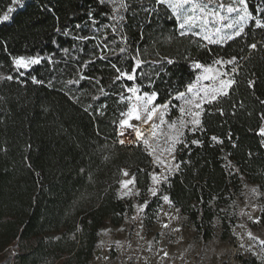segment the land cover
Here are the masks:
<instances>
[{
  "label": "trees",
  "instance_id": "1",
  "mask_svg": "<svg viewBox=\"0 0 264 264\" xmlns=\"http://www.w3.org/2000/svg\"><path fill=\"white\" fill-rule=\"evenodd\" d=\"M128 3L126 19L117 24L112 7L98 0H0V16L15 8L10 20L0 23V255L9 253L0 264H89L100 229L107 222L119 225L131 210L118 197L119 174L126 170L145 192L153 170L141 144L119 143L116 125L128 107L121 94L128 96L126 87L135 85L141 93L158 92L155 103L168 101L199 71L186 57L205 64L216 56L243 59L230 95L205 106L204 130L187 132L188 146L178 145L180 169L163 189L195 228L206 226L205 237L214 218L226 225L244 182L264 195V137L256 135L264 126V30L250 22L248 34L235 41L197 47L198 41L205 43L180 37L169 12L155 0ZM259 3L249 0L250 8ZM152 8L158 11H145ZM254 42L255 51L247 47ZM138 50L147 63L137 69L136 79L113 82L112 64L131 72ZM16 56H40L42 62L20 70L21 76L13 68ZM8 75L14 79H3ZM80 75L85 78L67 83ZM32 76L43 83H33ZM221 108L223 115L216 110ZM260 218L264 225L262 211Z\"/></svg>",
  "mask_w": 264,
  "mask_h": 264
},
{
  "label": "snow or ice",
  "instance_id": "2",
  "mask_svg": "<svg viewBox=\"0 0 264 264\" xmlns=\"http://www.w3.org/2000/svg\"><path fill=\"white\" fill-rule=\"evenodd\" d=\"M13 4L20 3V0H12ZM100 4H110L112 6L111 18L117 22V24L123 22L126 17L123 13L130 10V4L128 0H98ZM157 6H162L169 12V18L175 21V27L180 37L185 36H196L200 40L205 41L206 44H200L197 42V47H206L207 44L224 46L230 41H235L237 38H241L248 33L246 28L249 27L251 22V28L264 30V0H260V3L250 8L249 0H229L225 3L224 0H155ZM15 11L14 7H9L7 12L0 16V23H4L10 20V14ZM145 11H151L153 13L158 11V8L145 9ZM80 28V25H76ZM60 31V29H57ZM79 39H87V37H79ZM250 50L255 51L257 49V43H250L247 46ZM107 50V49H105ZM67 51V49H65ZM120 53L126 51L125 48H120ZM157 55H159L157 53ZM142 53L133 56L134 66L131 72L122 71L116 64H112V67L117 72L113 82L121 79L128 81H134L137 76V69L147 63V61L141 58ZM101 59H107L106 56L100 57ZM50 59V58H49ZM191 61V68L193 70H199L195 74V78L185 86V91H177L176 95L171 97L164 103H155L158 99L159 93L156 91L143 92L138 86L126 87L125 91L130 93L129 96L121 94L122 100H128L127 110L122 111L119 120V135L130 137L135 134L134 139H128V143H142L146 148L151 149L149 155H153L159 150V155H155L154 162L158 165H164L165 161L161 159L164 153H168L171 160H176L175 153L177 152L178 145L183 144L187 147L188 144L184 139L185 129L189 131H203L202 115L206 111L205 106H211L219 104L223 98L230 95V91L233 86L237 84L235 78L238 75V62L243 57L232 56L231 58H225L223 56H216L212 59L211 63H201L199 60L186 57ZM160 61H164L168 64H173L174 61L169 57H161ZM160 61H154L153 64L159 63ZM42 62L40 56H16L12 57V64L14 70L18 71L22 76L23 71H30L35 65H39ZM51 62V60H50ZM92 63V61H89ZM83 75H80L77 80H69L68 84L78 83L79 79H84ZM9 81L13 80L12 75L3 77ZM33 83L42 84L43 81L38 80L35 76L31 77ZM203 81L209 83L204 84ZM100 83L99 80L96 81ZM255 81L248 80V87L252 88ZM99 91L102 94L103 88ZM93 99L98 97L93 96ZM173 101H182V103H173ZM264 104V100L260 101ZM91 107V105H89ZM102 107H104L102 105ZM170 109H178V117L170 119ZM87 111V109H85ZM221 115L224 114L223 109H216ZM99 114H103L99 109L96 110ZM261 120L264 121V113H261ZM132 121L140 122V124L132 123ZM142 125H147V129L142 128ZM167 129V130H165ZM130 130V131H129ZM256 135L264 137V126H261ZM163 137L164 146L161 147L159 141ZM127 139V137H126ZM213 142L222 144L223 141L217 136L210 138ZM231 139V135H229ZM125 139L119 140L120 144H124ZM156 144L153 147V144ZM192 144H201L200 140H192ZM236 145L233 144V147ZM261 146L264 147V139L261 140ZM251 155V153H249ZM231 167V162H229ZM180 163L166 165L167 174L152 173L151 178L153 183L156 185L167 183L169 177L176 171H179ZM238 171V170H237ZM124 176H129L126 170H122ZM242 178V177H241ZM121 188L127 189L124 195H128L131 192L129 185L135 184V177L132 176L130 179L120 181ZM152 196H157L158 189L150 188L148 190ZM251 191L254 194L259 195L256 188H252ZM139 195V192L136 193ZM164 202L171 204V200L168 195L161 197ZM147 201L143 205H140L142 211L147 206ZM264 212V206L260 208ZM248 219L254 224H260V217H253L251 214H247ZM168 227L167 224L164 225ZM244 227V225H240ZM179 231V229H174ZM235 235V233H234ZM247 236L250 240L256 241L259 244V251L253 250L256 245L250 244L247 251L251 253L253 257L261 261L264 264V239H259L254 236L251 231L247 232ZM241 248H244L243 244H240ZM167 256V253H165Z\"/></svg>",
  "mask_w": 264,
  "mask_h": 264
},
{
  "label": "rangeland",
  "instance_id": "3",
  "mask_svg": "<svg viewBox=\"0 0 264 264\" xmlns=\"http://www.w3.org/2000/svg\"><path fill=\"white\" fill-rule=\"evenodd\" d=\"M224 2L228 3L229 0ZM203 42L206 44L205 41ZM129 95L131 94L128 93ZM127 102L130 103L128 100ZM178 102L182 103V101ZM172 110L170 109V117L166 118L178 117V111L176 115H173ZM132 123L140 124L137 121ZM147 127L142 125L144 129ZM119 131L120 129L117 130V136L119 140L125 139V143H128V139L135 137L134 133L130 137L127 133L125 136H120ZM184 131L185 134L192 132L188 129ZM139 144L146 152L151 151L142 143ZM159 144L161 147L164 146L163 137ZM155 146L154 143L153 147ZM155 155H159V150L150 155L153 166L151 174L161 172L167 174L166 165L176 162L171 160L168 153H164L161 159L165 161V164L158 165L154 162ZM151 174L145 192H142L135 183L134 186L129 185L131 192L128 195H124L127 189L121 188L120 181L130 179L132 176H124L122 172L119 174L117 194L119 198L130 204L131 210L119 225L113 226L107 222L100 229L89 264H245V261L249 264H261V261L247 251L250 244H255L256 247L253 250L259 251L258 242L248 238V231L259 239H264V225L254 224L247 215L251 214L254 218L260 217L264 195L256 185L248 182L242 184L229 209L226 225L222 223L220 217L214 218L208 225L209 236L205 237V225L198 230L172 203L163 201L161 197L167 195L163 189L166 183L154 184ZM150 188L158 189L157 196L151 195L148 191ZM252 188H256L259 195L254 194L251 191ZM137 192L139 195L136 194ZM145 201L148 202L147 206L141 211L139 206ZM165 224L168 225L167 228L164 227ZM240 244H243L244 248H241ZM8 256V252L0 255V263Z\"/></svg>",
  "mask_w": 264,
  "mask_h": 264
},
{
  "label": "built area",
  "instance_id": "4",
  "mask_svg": "<svg viewBox=\"0 0 264 264\" xmlns=\"http://www.w3.org/2000/svg\"><path fill=\"white\" fill-rule=\"evenodd\" d=\"M116 127H117V130H118L119 129V124H117Z\"/></svg>",
  "mask_w": 264,
  "mask_h": 264
}]
</instances>
